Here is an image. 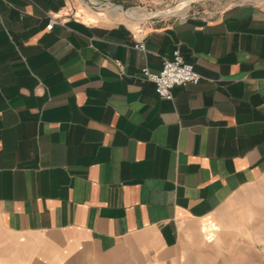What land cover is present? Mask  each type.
Masks as SVG:
<instances>
[{"label":"crops","instance_id":"0c3cea01","mask_svg":"<svg viewBox=\"0 0 264 264\" xmlns=\"http://www.w3.org/2000/svg\"><path fill=\"white\" fill-rule=\"evenodd\" d=\"M177 48L205 79L168 101L136 74ZM262 185L264 1L162 23L0 0L9 264H234Z\"/></svg>","mask_w":264,"mask_h":264},{"label":"rangeland","instance_id":"374dc122","mask_svg":"<svg viewBox=\"0 0 264 264\" xmlns=\"http://www.w3.org/2000/svg\"><path fill=\"white\" fill-rule=\"evenodd\" d=\"M99 1V0H95ZM115 4H122L127 8L138 9L145 13H153L157 11H163L169 8L174 7L179 4L178 7L171 9L170 12H173L174 15L171 17H158L150 19L152 21H161L162 23H176L179 22L182 18L175 17L181 14H178L180 7L186 4L185 0H172L166 3H152V6L147 5V3L142 2V0H107ZM264 0H194L188 4L186 17L193 14L198 16H209L210 14H215L220 12L224 8L238 3H247V2H261ZM83 4L86 7H90L93 10H97L92 7L87 0H82ZM194 2L193 4H191ZM185 3V4H184ZM191 4V5H190ZM130 9V10H131ZM179 9V10H178ZM101 12L104 16V12ZM149 21V20H147ZM142 22V21H141ZM260 198L254 199L252 203L253 213L246 218V226L244 231L239 232L242 234V239L244 240L236 250L238 256L236 257V262L234 264H264V185H262L261 190H259ZM239 227V226H238ZM239 235V234H238ZM6 234L3 230H0V264H9L5 259L4 254V239ZM240 239V240H242ZM239 241V240H238Z\"/></svg>","mask_w":264,"mask_h":264},{"label":"built area","instance_id":"2783aa9c","mask_svg":"<svg viewBox=\"0 0 264 264\" xmlns=\"http://www.w3.org/2000/svg\"><path fill=\"white\" fill-rule=\"evenodd\" d=\"M192 16L198 15L193 14ZM187 17L181 19L179 22L186 21ZM57 23H59L57 19L51 18L47 29L52 30ZM135 48L144 52L147 51L142 41L138 42L135 45ZM136 78L153 83L157 95L168 101H173V90L175 88L185 87L187 85H198L203 79H205L191 64H188L183 60L179 48L173 51L171 58H163L160 71L152 72L148 67H145L141 72L136 74Z\"/></svg>","mask_w":264,"mask_h":264},{"label":"bare ground","instance_id":"6f19581e","mask_svg":"<svg viewBox=\"0 0 264 264\" xmlns=\"http://www.w3.org/2000/svg\"><path fill=\"white\" fill-rule=\"evenodd\" d=\"M185 1H186V4L184 3L185 5H182L180 7V10L178 9L179 10L178 14H181L182 12L183 13L175 17H182V15H184L186 11L188 10L187 9L188 4L194 0H185ZM90 2L94 6V8L104 12L106 17H109L111 19L125 20L126 22H141V21L144 22L145 21L144 19L147 16L152 14V13L144 14L143 11H140L138 9H131V10L125 11L121 6L112 5V4H105L104 6H102L101 1L90 0ZM178 5L179 4L175 5L172 8L166 9L165 11H157L156 13H153V14H155L157 17H160V16L161 17H171L172 15H174L173 12H170L171 9L178 7Z\"/></svg>","mask_w":264,"mask_h":264},{"label":"water","instance_id":"95a60500","mask_svg":"<svg viewBox=\"0 0 264 264\" xmlns=\"http://www.w3.org/2000/svg\"><path fill=\"white\" fill-rule=\"evenodd\" d=\"M99 1H101V4H102V6H104L105 4H112V5H117V6H121L125 11H128V10H130L131 8H127V7H125L124 5H122V4H115V3H112V2H110V1H107V0H99ZM87 2L92 6V7H94L92 4H91V2H90V0H87ZM194 2H192L191 4H193ZM190 4V5H191ZM163 11H165V10H163ZM153 13H156V12H153ZM151 14V15H149V16H147L144 20L145 21H147V20H150V19H153V18H158L155 14Z\"/></svg>","mask_w":264,"mask_h":264}]
</instances>
